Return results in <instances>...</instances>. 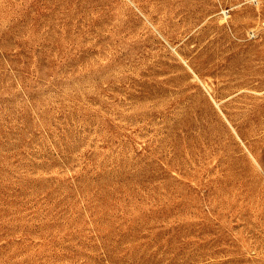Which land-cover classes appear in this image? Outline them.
Here are the masks:
<instances>
[{
	"label": "rangeland",
	"instance_id": "rangeland-1",
	"mask_svg": "<svg viewBox=\"0 0 264 264\" xmlns=\"http://www.w3.org/2000/svg\"><path fill=\"white\" fill-rule=\"evenodd\" d=\"M0 264H264V0H0Z\"/></svg>",
	"mask_w": 264,
	"mask_h": 264
}]
</instances>
